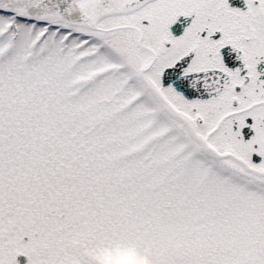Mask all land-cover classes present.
I'll return each mask as SVG.
<instances>
[{"label":"snow or ice","instance_id":"6c2138e0","mask_svg":"<svg viewBox=\"0 0 264 264\" xmlns=\"http://www.w3.org/2000/svg\"><path fill=\"white\" fill-rule=\"evenodd\" d=\"M0 264H264V0H0Z\"/></svg>","mask_w":264,"mask_h":264}]
</instances>
